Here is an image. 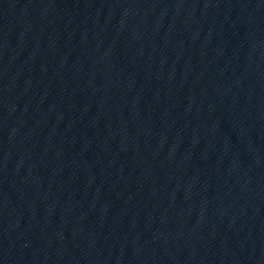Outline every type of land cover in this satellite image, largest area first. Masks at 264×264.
Wrapping results in <instances>:
<instances>
[{
    "label": "water",
    "instance_id": "obj_1",
    "mask_svg": "<svg viewBox=\"0 0 264 264\" xmlns=\"http://www.w3.org/2000/svg\"><path fill=\"white\" fill-rule=\"evenodd\" d=\"M0 264H264V0H0Z\"/></svg>",
    "mask_w": 264,
    "mask_h": 264
}]
</instances>
